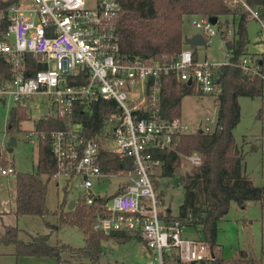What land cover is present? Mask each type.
Wrapping results in <instances>:
<instances>
[{"label": "built area", "instance_id": "built-area-1", "mask_svg": "<svg viewBox=\"0 0 264 264\" xmlns=\"http://www.w3.org/2000/svg\"><path fill=\"white\" fill-rule=\"evenodd\" d=\"M229 7L240 4L250 16L261 21V13L246 0H226ZM5 7L0 18L7 16L10 24L5 39L0 41V54L11 65V76L0 82V100L10 98L16 108L42 109L47 101L54 113L69 120L65 128L49 132L31 130L29 136L38 140L47 135L52 139L55 176L64 177L79 190V196L93 204L105 195L97 188L119 176L127 177L111 195L112 204L103 205L105 214L93 224L97 231L110 234L131 231L141 235L153 251L158 264L167 255H176L182 262L197 264L213 259L209 245L201 238L185 236L186 227L179 220L165 222L160 218L154 176L166 165L164 152L178 153L198 167L202 156L179 152V137L198 131L211 132L216 119H208L205 127L193 128L181 118L162 116L163 84L169 76L180 83L193 84L201 95L218 98L221 84L218 71L235 65L251 78H260L264 94V54L241 56L211 63L195 60L194 49L187 46L174 59L165 61L132 57L121 51L117 16L122 0H1ZM193 25L202 29L206 38L216 34L211 18L199 15ZM231 36L229 27L222 33ZM36 56L45 68L33 70L27 55ZM85 75V78L83 77ZM194 92V93H196ZM39 101L38 103L36 102ZM41 101V102H40ZM100 101L116 104L104 118L99 130L87 135L81 122L74 120L77 111L93 112ZM105 148L120 157H132L134 168L129 171H103L101 150ZM14 168L0 167L3 175Z\"/></svg>", "mask_w": 264, "mask_h": 264}, {"label": "trees", "instance_id": "trees-1", "mask_svg": "<svg viewBox=\"0 0 264 264\" xmlns=\"http://www.w3.org/2000/svg\"><path fill=\"white\" fill-rule=\"evenodd\" d=\"M250 6L258 9L264 16V0H246ZM0 0V10L5 7ZM199 15L212 18L231 15L239 17L237 32L233 38L222 33L228 51L233 53L232 60L237 61L247 54L248 44L247 23L249 12L243 10L240 4L229 7L226 0H122V9L117 16V27L121 37V51L132 57L148 60L165 61L176 58L186 48L184 34V17ZM10 22L6 17L0 18V41L5 39ZM228 29V25L224 28ZM37 57L27 55L30 67L35 71L45 68L37 63ZM194 59L198 53L194 50ZM11 76V65L7 58L0 54V82ZM85 78V75L83 76ZM218 82L221 93L218 96L219 110L215 128L211 132L198 131L182 134L179 137L178 150L184 155L194 152L202 156V164L192 167L189 173L180 176L178 184L184 187V201L180 205L178 215H173L170 209L160 212V218L165 222L179 220L186 228H196L201 233V239L210 247L213 259L197 264H241L248 262L247 253L241 252V260H226L219 253L217 244L218 223L226 216L236 202L244 208L250 200L259 201L264 210V186H258L246 171V152L235 138L234 130L241 119L240 97L263 96L260 78H251L235 65H226L218 71ZM194 93L193 84L180 83L172 75L163 84L162 116L170 119L181 118V103L185 95ZM116 104L110 101H100L93 106V112L77 111L74 120L85 125L87 135L99 130L104 118L115 109ZM29 117L28 108L13 107L9 113L7 132L14 135L22 121ZM69 123L64 116L41 117L36 123V129L52 131L65 128ZM52 139L50 136L38 140L37 172L14 171L16 179L15 213L18 216L36 215L45 217L52 213L48 206L47 196L50 180L56 174V165L52 154ZM253 145L252 149H257ZM166 165L158 169L156 177H173L177 167L185 159L178 153L164 152ZM12 164L0 149V167L7 168ZM101 167L103 171H129L134 168L132 157H120L105 148L101 150ZM43 176H47L44 179ZM154 178V186L158 190L160 180ZM161 201L162 192L158 193ZM110 197H101L93 204L83 198L77 199L73 209L67 208L70 203L66 194L58 208L53 212L57 215L58 226L79 227L83 232L84 245L74 247L61 240L50 243V234H27L28 240L21 237L24 232L19 226L6 225L1 243L12 244L14 255L55 257L62 260L64 253L71 258L88 259L99 262L104 254V242L114 241L126 243L134 238L145 240L139 234L131 231H115L106 234L93 228L98 215L105 214L103 205ZM264 242V232H263ZM146 243V242H145ZM264 252V248H263ZM173 257V258H170ZM167 264H187L176 255L165 256ZM251 264H261L251 257Z\"/></svg>", "mask_w": 264, "mask_h": 264}, {"label": "rangeland", "instance_id": "rangeland-1", "mask_svg": "<svg viewBox=\"0 0 264 264\" xmlns=\"http://www.w3.org/2000/svg\"><path fill=\"white\" fill-rule=\"evenodd\" d=\"M243 10H245L243 8ZM250 15V14H249ZM197 16L184 17V34L191 37L196 33L202 32V29L193 25V20ZM239 17L234 19L231 15L221 16L219 22L214 26L216 34L207 38L206 45H200L190 48L198 53L199 60H208L211 63H223L229 60L228 49L226 47L223 30L228 25L237 32ZM248 44L246 52L249 55L264 54V16L257 20L250 16L247 23ZM235 33L228 38H233ZM194 92L195 87H193ZM241 106V119L234 130L235 138L240 146H243L246 152V171L258 186H264V95L258 97L242 96L239 99ZM38 103L39 101L36 100ZM41 102V101H40ZM15 106L10 98L6 102L0 100V148L3 149L7 159L15 165L18 171L37 172L38 162V137L29 136L31 130L36 128L37 121L43 117V114L54 113V109L48 106L47 101L42 102V109H28L29 117L22 121L19 129L15 133L19 140L14 146H10V134L7 132L9 125V113ZM219 110L218 99L213 95H201L196 93L185 95L181 103V119L191 125L193 128L199 126L205 127L210 124L208 119H216ZM4 143L3 139H6ZM3 142V143H2ZM257 149H252L253 145ZM12 149V151H10ZM193 166L182 161L177 167L176 175L170 178H158L160 186L158 193L162 192L163 198L160 201L159 209H170L173 215H178L180 205L184 201V187L179 185L177 180L180 176L189 173ZM1 176V174H0ZM9 178L13 179L15 175L11 173ZM7 177L0 178V237L4 234L6 225L19 226L24 232L21 237L29 239L27 234L45 233L50 234V243L56 244L61 240L64 243L74 247L84 245L83 232L79 227L58 226L57 215L53 212L58 208L66 194L67 200H74L79 196V190L74 186V181L66 182L64 177L54 176L48 187L47 202L53 211L45 217L36 215L18 216L15 213L16 188H6L1 183ZM47 179V176H43ZM127 182V177L119 176L112 179L111 183H105L104 187L97 188V192L110 197L117 187ZM69 205L67 204V208ZM264 210L259 201L250 200L246 202L244 208L236 202L232 203L230 212L224 216L218 223L217 244L219 253L226 260H241V252L247 253L248 262L241 264H251V257L264 264ZM185 236L191 238H201V233L192 227L185 230ZM104 254L99 262L93 263L90 260L66 261L69 253L63 254V260L55 257H35L20 256L13 254L14 246L11 244L0 243V264H158L153 251L144 241L134 238L126 243H116L114 241L104 242ZM12 252V254H11ZM173 258V257H170ZM164 264H167L164 258Z\"/></svg>", "mask_w": 264, "mask_h": 264}, {"label": "water", "instance_id": "water-1", "mask_svg": "<svg viewBox=\"0 0 264 264\" xmlns=\"http://www.w3.org/2000/svg\"><path fill=\"white\" fill-rule=\"evenodd\" d=\"M211 21L214 24H216L218 22V17H212L211 18ZM185 41H186V44L188 46H191V47H196V46H200V45H206V43H207L206 38L201 33H196V34H194L191 37H186ZM189 83H191V81H189ZM16 144H17L16 138L15 137H12L9 145L10 146H14ZM75 205H76V201L75 200H72V201H70V204H69V207L68 208L69 209H73Z\"/></svg>", "mask_w": 264, "mask_h": 264}, {"label": "crops", "instance_id": "crops-1", "mask_svg": "<svg viewBox=\"0 0 264 264\" xmlns=\"http://www.w3.org/2000/svg\"><path fill=\"white\" fill-rule=\"evenodd\" d=\"M12 137H15L16 138V140H17V143H18V140H19V138H18V136L16 135V134H14V135H11L10 136V138H9V140H11V138ZM4 141V143L6 142V140H7V138L6 139H3ZM2 142V143H3ZM2 151H3V149L2 148H0ZM10 151H12V150H10ZM7 158V157H6ZM10 165H12V167L14 168V170L16 171L17 169H16V167H15V165L14 164H10ZM25 172H27V171H25ZM1 174V173H0ZM14 174V173H13ZM10 174H6V175H3V174H1V176H0V178H2V177H7V178H5L4 180H2L1 181V183H4V186L6 187V188H9V189H13V187L14 188H16V179H15V177L13 178V179H11V178H9L8 176H9ZM15 175V174H14ZM15 206V205H14ZM3 213V211H0V214H2ZM3 236V235H2ZM1 236V237H2ZM187 236V235H186ZM0 237V238H1ZM189 237V236H188ZM24 239V238H23ZM26 240V239H25ZM28 240V239H27ZM1 243V242H0ZM3 244V243H2ZM5 244V243H4ZM12 245V244H11ZM11 254H12V252H11ZM13 254H14V251H13ZM69 257L68 258H66V259H64V260H66V261H69V262H73L74 260H86V259H80V258H71L70 257V255H68ZM62 260H63V255H62Z\"/></svg>", "mask_w": 264, "mask_h": 264}]
</instances>
